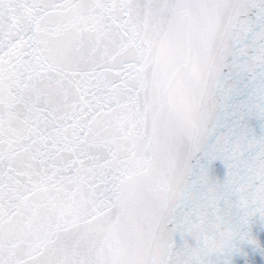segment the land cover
I'll return each mask as SVG.
<instances>
[{"label": "snow or ice", "instance_id": "6c2138e0", "mask_svg": "<svg viewBox=\"0 0 264 264\" xmlns=\"http://www.w3.org/2000/svg\"><path fill=\"white\" fill-rule=\"evenodd\" d=\"M0 264H264V0H0Z\"/></svg>", "mask_w": 264, "mask_h": 264}]
</instances>
